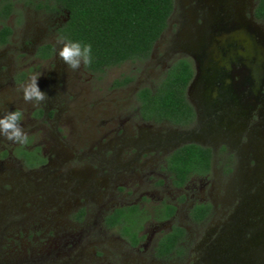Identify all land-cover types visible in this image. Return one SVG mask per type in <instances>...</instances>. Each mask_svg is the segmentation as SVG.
<instances>
[{
	"label": "rangeland",
	"instance_id": "374dc122",
	"mask_svg": "<svg viewBox=\"0 0 264 264\" xmlns=\"http://www.w3.org/2000/svg\"><path fill=\"white\" fill-rule=\"evenodd\" d=\"M174 2L166 26L172 31L180 13ZM16 7L8 20L14 33L0 46V116L22 111L21 124L29 136L23 146L38 145L45 160L28 166L16 154L19 144L0 136V264H264L263 123L252 125L247 109L238 117L212 120L225 135L212 132L211 142L230 145L219 149L210 173L182 188L159 182L148 170L172 132L154 125L139 131L130 118L134 82L111 83L123 73L151 81L165 43L159 39L156 56L146 61L127 60L100 74L83 65L73 71L58 56L60 14L21 1ZM42 42L56 47L47 60L34 53ZM34 75L48 95L39 105L25 102L19 90ZM26 159L31 164L38 160L35 153ZM162 199L176 204L175 215L163 222L148 216L141 228L146 236L138 246L127 244L101 221L114 205L137 202L150 214ZM196 201L211 204L200 222L189 214ZM80 207L84 214L78 218ZM143 217L144 212L138 213V222ZM172 221L186 228L187 252L169 260L156 258L153 238Z\"/></svg>",
	"mask_w": 264,
	"mask_h": 264
},
{
	"label": "trees",
	"instance_id": "16d2710c",
	"mask_svg": "<svg viewBox=\"0 0 264 264\" xmlns=\"http://www.w3.org/2000/svg\"><path fill=\"white\" fill-rule=\"evenodd\" d=\"M16 1L62 15L63 19L55 28L57 34L63 33L82 44L90 43L92 63L86 69L99 74L108 66L147 58L174 8V0H0V43H4L11 32L4 18L15 9ZM258 13L264 15V0H259ZM52 51L53 44L45 42L37 47L36 54L49 56ZM191 73L189 63L179 59L163 71L164 78L155 81L153 87L141 86L137 95L142 116L156 122H184L190 119L193 108L186 99L185 87ZM130 78L128 74L117 77L113 79L112 86L125 85ZM15 150L28 166L42 164L45 160L38 145L30 148L17 145ZM32 153L38 158L34 164L26 159ZM210 156V148L194 142L174 149L167 156L168 168L177 175L173 183L183 184L189 171L201 173L207 170ZM156 209L155 217L163 219L174 214L176 206L163 200ZM210 209L209 202L196 201L190 206L189 214L194 221L200 222ZM142 212L143 208L137 203L117 205L105 216V222L135 245L143 237L138 232L148 218V214L144 213L138 222L137 215ZM186 234L183 225L173 222L153 246L156 257L169 260L184 256L187 252Z\"/></svg>",
	"mask_w": 264,
	"mask_h": 264
},
{
	"label": "flooded vegetation",
	"instance_id": "af4514ba",
	"mask_svg": "<svg viewBox=\"0 0 264 264\" xmlns=\"http://www.w3.org/2000/svg\"><path fill=\"white\" fill-rule=\"evenodd\" d=\"M177 1L180 9L179 18L177 19L178 27H176L174 31H172L173 29L171 27H165L160 36L154 42L147 58L133 61L129 60L132 62H142L146 61L149 57H155L156 45H158L157 43L159 39H161L165 45L161 55L156 56V60L161 62L157 74L148 78L151 79L149 82H142L141 79L147 78L136 76L134 73H123L120 76L128 74L131 77V80L125 85L134 82V86L132 88L134 112L131 113L133 116L130 117L131 119L133 118L134 126L137 127L139 131H142V128L146 125L159 126V128L165 126L166 128H169V132H172L170 139H168L170 143L164 146L161 150V155L158 157V162H155L154 166L149 167L148 172L151 173L152 170L155 178L159 182L168 180L172 186L182 188L189 180L197 176H207L212 169L214 161L218 159L219 149L222 150L225 148V145H230V143L226 140H224L226 142L225 144L218 147L215 146L214 142H211L212 140L210 137L212 132H216V135H220L218 132H223L219 130L218 125L212 124V120L217 123L220 122L222 117H238L239 112L243 109H247L251 111L249 113V118L252 121V125H258L259 122H262L264 125V15L258 13L259 0H231L229 1L227 8L233 10L236 14L235 17L237 19L234 18L235 27L217 28L215 14L210 12V10H212L210 6L213 8L215 7L214 12H216L217 6L213 5L208 0ZM17 2L18 1L14 3L15 9L17 8ZM175 6L176 4L174 2L173 11L175 10ZM15 9L10 12L6 18H4L5 23L11 27V32L8 35L7 40L4 43H0V46L8 44L14 33V29L12 25L8 23V20ZM221 14L224 15L225 13L221 11L220 15ZM62 19L63 16L60 15L59 20L61 21ZM1 26L2 23L0 21V27ZM240 26L247 27L246 31L255 42L253 50L249 52L247 51V46L243 44L242 37H239L238 39H229L227 42H224L221 37L223 33L229 32ZM164 36L166 37L164 38ZM42 43L35 45L34 53L37 52V47ZM55 51L56 47L53 44V51L49 56H36L38 59L47 60ZM179 59L187 61L192 69V73L185 87L186 99L193 108L192 117L184 122H170L168 120L156 122L145 119L139 110L137 90L144 85L153 87L155 81L164 78L163 71ZM254 65L257 68L256 75L253 73L252 66ZM136 68L137 67H135V70ZM117 77H114L113 79ZM254 116H256L255 119ZM199 133L204 134L203 136H200ZM224 135L222 134L220 136ZM191 142L210 148L211 156L209 167L201 173L189 171L185 175L186 181L183 184H174L173 179L177 178V175L168 168L167 156L177 147ZM223 155L226 159L227 155ZM128 172L138 173L139 171L131 169ZM162 201H160V203ZM165 201L171 202L176 206L174 202L168 199ZM134 203L137 202H128L125 204ZM115 206L117 205L112 206L101 215L103 225L110 229H113V227L107 225L105 222V216ZM139 206L143 208L144 213H147L148 216L159 222L171 219L177 211L176 206L174 214L170 217L157 219L155 217L157 214V205L152 206L150 214L143 204H139ZM158 211L160 212L161 209H158ZM83 214L84 208L80 207L76 212V216L81 218ZM147 219L148 218H145V221ZM149 219L147 221H150ZM192 221L194 220L192 219ZM172 223L173 221L168 227L161 229L153 238L152 253L155 257L156 255L154 254L153 246L156 244L159 235L163 231L169 229ZM141 234H143V237H141L135 245H133L128 238L120 234L118 235L127 244L134 247L144 241L146 236L144 229L138 232V235Z\"/></svg>",
	"mask_w": 264,
	"mask_h": 264
},
{
	"label": "clouds",
	"instance_id": "9594fccd",
	"mask_svg": "<svg viewBox=\"0 0 264 264\" xmlns=\"http://www.w3.org/2000/svg\"><path fill=\"white\" fill-rule=\"evenodd\" d=\"M58 56L68 69L76 71L83 65L85 68L92 63V45L82 44L80 41H73L63 33L56 37ZM39 76H32L30 80L20 86L19 90L23 92L25 102L39 105L46 102L48 95L42 91L38 84ZM23 112L20 110L8 111L0 116V136L8 141L19 145H26L29 142V136L22 127L21 121Z\"/></svg>",
	"mask_w": 264,
	"mask_h": 264
},
{
	"label": "water",
	"instance_id": "95a60500",
	"mask_svg": "<svg viewBox=\"0 0 264 264\" xmlns=\"http://www.w3.org/2000/svg\"><path fill=\"white\" fill-rule=\"evenodd\" d=\"M211 2L213 5L217 6L216 12L215 7L213 8L210 6L212 10H210L211 13L215 14V20H216V27L217 28H226V27H231L234 28V18L237 19L235 16V12L228 7L229 1L231 0H208ZM227 8V9H226ZM221 11H223L225 14L220 15ZM247 27L246 26H240L238 28L232 29L229 32L223 33L222 34V39L224 42L229 41V39H235L242 37L243 39V44L247 46V51L253 50V47L255 45V42L252 40L250 34L246 31ZM253 68V73L256 75L257 73V68L252 66Z\"/></svg>",
	"mask_w": 264,
	"mask_h": 264
}]
</instances>
